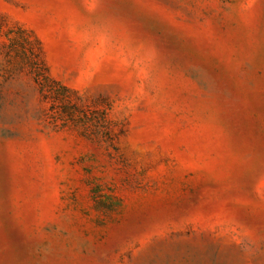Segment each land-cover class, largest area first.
<instances>
[{
    "label": "rangeland",
    "instance_id": "1",
    "mask_svg": "<svg viewBox=\"0 0 264 264\" xmlns=\"http://www.w3.org/2000/svg\"><path fill=\"white\" fill-rule=\"evenodd\" d=\"M0 264H264V0H0Z\"/></svg>",
    "mask_w": 264,
    "mask_h": 264
}]
</instances>
